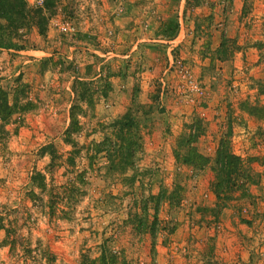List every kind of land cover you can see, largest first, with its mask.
<instances>
[{"label": "rangeland", "instance_id": "obj_1", "mask_svg": "<svg viewBox=\"0 0 264 264\" xmlns=\"http://www.w3.org/2000/svg\"><path fill=\"white\" fill-rule=\"evenodd\" d=\"M52 12L42 33L24 14L25 47L0 48L12 109L0 120V264H264V119L250 111L264 105V0H55ZM166 19L178 21L172 39ZM70 107L81 127L68 142ZM125 113L140 142L121 169L93 145L116 144L108 124ZM227 131L249 196L212 208ZM190 135L206 158L198 170L173 157ZM176 184V204L128 208Z\"/></svg>", "mask_w": 264, "mask_h": 264}, {"label": "trees", "instance_id": "obj_2", "mask_svg": "<svg viewBox=\"0 0 264 264\" xmlns=\"http://www.w3.org/2000/svg\"><path fill=\"white\" fill-rule=\"evenodd\" d=\"M185 2L187 4V0H185ZM54 4L55 0H41L39 5L28 7L25 0H0V48L12 50L23 49L25 46L20 43L22 35L17 32L21 17L24 14H30L31 17L35 19L34 24L37 27V31L42 33L44 24L53 13L52 8ZM159 28L162 36L166 39H172L178 28V21L177 19L163 20ZM250 111L252 116L256 117L254 113H259L260 117L264 119V105L253 107ZM11 113V105L7 102L6 94L0 90V120H6ZM108 125L113 131L112 135L116 144H113L111 139H104L98 143V149L96 144L93 145L95 151L99 149L100 151L104 150L108 157L112 155L110 159L112 161L118 157V163L121 164L120 168L121 166L122 168L125 166L133 168L132 159L135 146H138L140 139L137 125L132 116L128 113L122 114L109 122ZM80 127L77 115L70 107L68 112V123L64 129L66 141L71 142L70 135L78 132ZM229 135L230 132L227 131L219 139L210 167L212 178L209 180L208 186L215 197L214 206L212 208L225 207L228 201L239 198V196L243 197L245 194L249 196V194L245 193L246 187H244V185L250 182V176L245 170L244 160L230 149ZM193 140V135L188 136L185 142H182L180 145L176 144L172 151L173 157L177 163L198 170L204 167L206 158L197 151L195 146H193ZM43 148L46 149L49 155L50 164H53V161L59 158L54 150L53 144L48 143L44 145ZM67 160L69 161V157ZM30 182L32 186L42 191L45 187L44 174L39 171H33L30 175ZM180 189L181 186L178 184L171 190L160 188L155 194L147 193L145 196L140 197L138 201L133 200L128 208H142V210L145 211L149 206L157 208L159 202L166 199L170 204H176L179 199L178 193ZM29 194L32 195L33 192L30 190ZM49 203L55 204L54 198L53 201L52 198H50ZM5 212V208H2L0 205V229L3 228V214ZM128 216L126 220L128 222L130 221L132 224L133 220H135V214L128 213Z\"/></svg>", "mask_w": 264, "mask_h": 264}, {"label": "built area", "instance_id": "obj_3", "mask_svg": "<svg viewBox=\"0 0 264 264\" xmlns=\"http://www.w3.org/2000/svg\"><path fill=\"white\" fill-rule=\"evenodd\" d=\"M73 27H72V25H66V26H62L61 27V29L63 30V31H65V30H71Z\"/></svg>", "mask_w": 264, "mask_h": 264}]
</instances>
